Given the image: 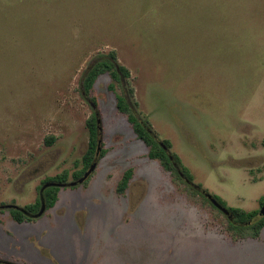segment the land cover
I'll return each instance as SVG.
<instances>
[{
  "label": "rangeland",
  "instance_id": "374dc122",
  "mask_svg": "<svg viewBox=\"0 0 264 264\" xmlns=\"http://www.w3.org/2000/svg\"><path fill=\"white\" fill-rule=\"evenodd\" d=\"M112 50L131 72L136 114L195 182L261 210L264 0H0V262L264 264V229L234 241L224 215L148 157L117 106L128 90L108 73L93 107L83 80ZM94 110L105 156L41 217L15 221L5 206L35 204L49 178L75 181Z\"/></svg>",
  "mask_w": 264,
  "mask_h": 264
},
{
  "label": "trees",
  "instance_id": "16d2710c",
  "mask_svg": "<svg viewBox=\"0 0 264 264\" xmlns=\"http://www.w3.org/2000/svg\"><path fill=\"white\" fill-rule=\"evenodd\" d=\"M106 73L110 74L112 79L119 83L125 91L128 90V95L117 94V106L119 111L127 116V119L132 125L138 139L142 140L148 147V157L150 159L159 160L164 170L170 172L175 181L185 184L193 193L201 196L204 201L209 203L217 213L224 215L227 230L230 232L234 241L248 238H259L264 229V215L260 214L261 210L248 211L238 207H230L220 196L209 193L208 190H206L201 184L195 182V177L190 168L184 164L182 158L177 153L171 150V142L167 139L160 140L152 126V123L148 119L140 118L136 114L133 104H136L137 102L135 101V88L132 83V75L126 66L118 62L117 52L115 50L110 51L107 55L97 58L86 71L82 84L83 91L91 98L93 107L96 109L99 106L97 98L92 96L95 83L101 75ZM110 89L112 91L115 90L114 83L110 84ZM96 110L93 111V114L87 120V125L90 130L89 149L83 158L84 168L74 173L75 181H78L90 169L91 165L96 161V156L98 150L100 149L101 121L98 111ZM49 142H54V138L52 137ZM99 151L100 153L98 158L99 156L100 158H103L106 154V150L101 149ZM133 175V168H129L125 171L117 188L120 194H124L126 192ZM49 183H53V185L48 186L43 191L47 210L56 205L59 199V192L62 187L61 185L65 184V186H72L71 183H67V174H63L49 178L48 181L41 185L40 192L41 189ZM76 186L77 185H74L72 187ZM210 197L227 208L229 213L225 214L222 210H220L212 202ZM40 208L41 197L39 196L35 204L24 207L25 211L10 208V212L15 221L22 223L36 219L34 215L40 211ZM0 264L14 263L4 261L0 262Z\"/></svg>",
  "mask_w": 264,
  "mask_h": 264
},
{
  "label": "water",
  "instance_id": "95a60500",
  "mask_svg": "<svg viewBox=\"0 0 264 264\" xmlns=\"http://www.w3.org/2000/svg\"><path fill=\"white\" fill-rule=\"evenodd\" d=\"M99 150H100V149H99ZM99 150H98V153H99ZM98 153H97L96 159H97V157H98V155H99ZM95 167H96V161L91 165L90 169L84 174L83 177H81L78 181H74V182H72L71 185L74 186V185H78V184H81V183L85 182V181L87 180V178L91 175V173L93 172V170L95 169ZM50 185H53V183L46 184V185L41 189V192H40V194H41V208H40V211L34 215L35 218H39V217H41V216L46 212V210H47V205H46V202H45V199H44V196H43V191L45 190V188H47V187L50 186ZM61 186H65V184H63V185H61ZM210 198H211V197H210ZM211 200H212V202H213V203H214V204H215L220 210H222L225 214H228V213H229L228 209L225 208L223 205H221L218 201H216V200L213 199V198H211ZM5 207H7V208H9V209H10V208L21 209V210L25 211L24 208H21V207H19V206H17V205H7V206H5ZM260 214H261V215H264V203H263V205H262V208H261Z\"/></svg>",
  "mask_w": 264,
  "mask_h": 264
}]
</instances>
